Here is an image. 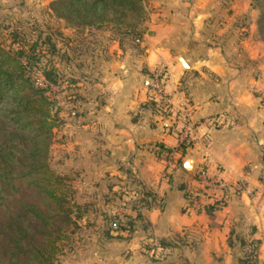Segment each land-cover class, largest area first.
<instances>
[{
  "label": "crops",
  "instance_id": "0c3cea01",
  "mask_svg": "<svg viewBox=\"0 0 264 264\" xmlns=\"http://www.w3.org/2000/svg\"><path fill=\"white\" fill-rule=\"evenodd\" d=\"M209 1L161 0L149 18L159 35L151 39L188 44L189 57L184 58L187 67L173 60L167 62L165 85L173 103L177 106L188 101L196 121L191 143L183 152L174 153L177 158L173 162L166 160L167 152L161 148H178L176 119L154 102L158 98L147 88L148 78L139 88V97L123 101L106 98L98 120L100 127L94 130L92 124L73 136L71 147L76 153L83 143L87 153L100 154L104 169L115 170L118 176L133 179L138 187L148 190L138 211L129 210L132 228L121 226L119 230L125 233L134 229L133 237L128 238L131 246L139 253L145 249L158 257L152 259L154 264H242L236 239L241 229L235 220L241 214L233 207L238 201L252 207L245 214L252 217L256 227L250 240L260 238L258 264L264 260V108L256 96L264 87V57L255 62L250 54L251 60H247L242 49L226 50L216 43L231 40V35L223 32L226 20L210 16L215 4ZM221 6L223 3L216 8ZM214 26L220 30L213 31ZM260 45L264 47V41ZM165 54L160 51L153 62L147 60L149 69H156L155 61ZM209 115L219 121L207 123L204 119ZM206 153L211 165L218 163L225 169L221 175L229 188L226 203L213 211L201 208L188 212L184 192L197 186L195 167ZM187 158L192 159L190 169L184 167ZM176 159L180 163L174 164ZM139 221L142 224L135 229ZM117 224L121 225L120 220L114 221ZM112 240L110 237L104 244ZM146 241H153L155 246Z\"/></svg>",
  "mask_w": 264,
  "mask_h": 264
},
{
  "label": "rangeland",
  "instance_id": "374dc122",
  "mask_svg": "<svg viewBox=\"0 0 264 264\" xmlns=\"http://www.w3.org/2000/svg\"><path fill=\"white\" fill-rule=\"evenodd\" d=\"M50 1L0 0V42L10 43L14 33L24 41L25 46L37 41L42 55L29 72L31 78L41 86H46L42 66H49L51 62L57 72V80L45 90L52 101L51 110L55 116L49 163L56 172L68 177L71 196L80 204H85V211L84 217L78 219L80 225L63 241L62 251L54 264H154L158 257L149 255L145 249L139 253L131 246L128 238L133 237L134 229L120 233L119 229L110 228L115 220H120V226L132 228L129 210H132L134 203L139 204L138 200L148 190L143 186L138 187L133 179L118 176L115 170L104 169L102 160H99L100 154L87 153L83 143L77 153L71 146L76 131L84 133L86 126L90 128L92 124L94 130L100 127L98 120L106 98L123 101L139 97V88L146 85L145 78H148V89L156 79H162L161 83L165 85L167 62L170 60L178 66L187 67L179 57H189L188 44L151 39V36L159 37L149 18L151 13H156L155 4L161 0H146L149 17L138 24L140 34L123 32L112 23L101 26L68 25L65 19L51 12ZM209 2L215 4L209 10L210 16L226 20L227 29L223 32L231 35V40L216 43L225 46L226 50L234 47L235 50L242 49L247 60H251V54L254 55L253 61H260L264 57V47L260 45L264 41V18L260 20L264 0ZM220 3L223 6L217 9ZM228 6L230 8L226 9ZM218 30L220 28L213 27V31ZM156 51L166 54L155 61L156 69L152 71L147 60L153 62ZM261 89L264 87L258 90ZM165 90L169 92L166 85ZM256 96H259V91H256ZM258 101L264 108L260 97ZM91 158L96 162H89ZM167 159L170 158L167 156ZM135 190L137 192H133ZM227 190L228 185L223 191L224 196ZM208 199H204L205 202ZM259 202L256 204L258 208ZM233 207L241 214L235 219L241 229L236 236L238 257L248 260V264H258L260 238L253 236L250 240L256 227L252 217L245 215L252 207L241 201L234 202ZM139 222L135 229L141 226L142 221ZM110 237L113 240L104 244ZM146 242L155 246L153 241ZM147 244L144 242V245Z\"/></svg>",
  "mask_w": 264,
  "mask_h": 264
},
{
  "label": "trees",
  "instance_id": "16d2710c",
  "mask_svg": "<svg viewBox=\"0 0 264 264\" xmlns=\"http://www.w3.org/2000/svg\"><path fill=\"white\" fill-rule=\"evenodd\" d=\"M49 8L71 26L112 23L126 33H139L138 24L149 17L146 0H51ZM13 35L10 43L0 42V264H54L63 241L80 225L85 204L71 196L68 177L49 163L55 116L45 90L57 80V72L49 62L41 68L46 86L36 83L29 70L42 51L37 41L25 46ZM154 102L167 111L159 100ZM190 143V137L181 141L179 151ZM196 189L185 190L187 201ZM225 203L224 196L213 197L203 208L213 211ZM137 205L131 208L138 211ZM120 227L113 221L110 228Z\"/></svg>",
  "mask_w": 264,
  "mask_h": 264
},
{
  "label": "built area",
  "instance_id": "2783aa9c",
  "mask_svg": "<svg viewBox=\"0 0 264 264\" xmlns=\"http://www.w3.org/2000/svg\"><path fill=\"white\" fill-rule=\"evenodd\" d=\"M161 80L156 79L152 83L154 94L162 103V106L167 112L173 113L176 121L175 126L178 128L179 143L194 134L196 121L192 117V110L188 101H182L179 105L175 106L173 103L172 95L165 90V85ZM259 97L264 103V89L258 90ZM209 124H215L219 120L215 115L206 116L204 119ZM179 151L178 148L171 149L167 152L170 162H173L174 153ZM208 153L204 154L202 161L195 167L194 179L197 182L196 190L193 192V197L187 201L185 210L188 212L198 211L203 207L206 198L224 196L223 191L226 189L227 181L221 175L225 170L224 167L218 163L211 165L208 160Z\"/></svg>",
  "mask_w": 264,
  "mask_h": 264
},
{
  "label": "water",
  "instance_id": "95a60500",
  "mask_svg": "<svg viewBox=\"0 0 264 264\" xmlns=\"http://www.w3.org/2000/svg\"><path fill=\"white\" fill-rule=\"evenodd\" d=\"M183 57H179V59L181 60V62L184 64V65H187V63L182 59ZM184 167L186 169H190L192 167V159L191 158H187L185 161H184Z\"/></svg>",
  "mask_w": 264,
  "mask_h": 264
},
{
  "label": "bare ground",
  "instance_id": "6f19581e",
  "mask_svg": "<svg viewBox=\"0 0 264 264\" xmlns=\"http://www.w3.org/2000/svg\"><path fill=\"white\" fill-rule=\"evenodd\" d=\"M183 59V58H182ZM186 63H187V61L185 60V59H183Z\"/></svg>",
  "mask_w": 264,
  "mask_h": 264
}]
</instances>
